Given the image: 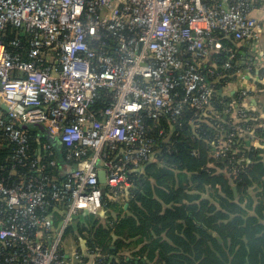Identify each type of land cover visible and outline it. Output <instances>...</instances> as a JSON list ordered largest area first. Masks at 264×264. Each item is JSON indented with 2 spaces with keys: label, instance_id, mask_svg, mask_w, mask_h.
Instances as JSON below:
<instances>
[{
  "label": "built area",
  "instance_id": "2783aa9c",
  "mask_svg": "<svg viewBox=\"0 0 264 264\" xmlns=\"http://www.w3.org/2000/svg\"><path fill=\"white\" fill-rule=\"evenodd\" d=\"M254 5L0 0V149L9 150L0 160V264H98L97 250L65 249L64 232L81 212L98 215L109 201L128 198L135 175L153 158L145 118L175 123L186 109L212 118L215 158L240 152V140L264 143L241 105L228 108L224 122L212 102L213 83L222 79V90L238 87L247 96L243 73L232 65L236 51L223 48L218 34L254 39L264 23ZM8 26L21 37L6 44ZM212 50H225L228 60L221 71L204 73ZM101 90L110 102L95 109ZM28 123L40 125L49 141L31 143ZM55 140L70 166L57 164Z\"/></svg>",
  "mask_w": 264,
  "mask_h": 264
},
{
  "label": "trees",
  "instance_id": "16d2710c",
  "mask_svg": "<svg viewBox=\"0 0 264 264\" xmlns=\"http://www.w3.org/2000/svg\"><path fill=\"white\" fill-rule=\"evenodd\" d=\"M218 36L223 48L236 51L232 65L242 70L241 41ZM15 37L21 35L8 26L4 42ZM227 60L225 50L213 51L202 71H221ZM208 80L212 79L208 76ZM224 83V79L213 83L212 102L221 120H228L226 110L239 104L249 116L245 122L255 124L254 130L263 134L264 116L247 106L255 93L263 91V85L246 87L247 96L241 97L238 87L231 95L223 94ZM104 93L100 91L95 109L110 102ZM261 105L264 110V103ZM194 114L186 109L175 123H169L166 116L157 123L145 118L155 140L153 158L140 167L125 201H109L98 215L79 214L73 226L65 229V249L82 251L86 246L97 250L98 264H133L122 252L135 247L134 254L145 259L138 264H264V143L240 140V152L215 158L211 155V140L217 132L213 119ZM24 128L31 143L49 141L40 125L28 123ZM161 129L163 134H159ZM53 147L57 164L69 162L70 166L73 160L67 161V149L57 140ZM8 153V149H0V160ZM229 165L238 171L233 172ZM151 180L161 187L151 185ZM163 204L169 207L163 208Z\"/></svg>",
  "mask_w": 264,
  "mask_h": 264
},
{
  "label": "crops",
  "instance_id": "0c3cea01",
  "mask_svg": "<svg viewBox=\"0 0 264 264\" xmlns=\"http://www.w3.org/2000/svg\"><path fill=\"white\" fill-rule=\"evenodd\" d=\"M253 1L255 4L253 15L256 16L258 19H262L264 22V0H253ZM239 46L242 48L240 49L239 52L241 54V57H240L241 63L244 65V67L241 70L243 73V79L241 83L244 86L250 87L252 89H256L258 83L263 85L262 86L263 91L260 90L259 94L255 93L254 99L247 101V106L248 108L254 107V109H257L255 110L257 111V113H260L261 116H264V110H262L263 105H261L264 103V23H262L260 27L257 29V36L254 39L248 40V41H241L239 43ZM213 51L214 50H212L211 53ZM210 58H211V55H210ZM228 90L232 92L234 91L232 86H226L224 90H222L223 94L231 95L232 92L230 91L228 92ZM1 108L3 111L5 110L3 106ZM178 182L179 181L177 179V184ZM151 185L153 186L155 185V187L156 186L161 187V186L156 185L152 180H151ZM258 191H260V189L256 190L253 193H255L256 195ZM158 199H162V197L158 196ZM126 204L124 205L125 207H127ZM168 207L169 205L163 204V208H168ZM77 217L74 219L75 222L77 220ZM132 246H135V244H133ZM135 250L137 251L136 247L134 248V250L129 249V251L127 250L122 253L124 255H127V257L132 258L133 264H138L140 261L144 262L145 259L143 257H141L140 255L134 254Z\"/></svg>",
  "mask_w": 264,
  "mask_h": 264
},
{
  "label": "water",
  "instance_id": "95a60500",
  "mask_svg": "<svg viewBox=\"0 0 264 264\" xmlns=\"http://www.w3.org/2000/svg\"><path fill=\"white\" fill-rule=\"evenodd\" d=\"M99 179H100L101 182H104V173H103V171L99 172ZM233 190L236 191L235 186H233ZM126 206H127V204H126Z\"/></svg>",
  "mask_w": 264,
  "mask_h": 264
},
{
  "label": "rangeland",
  "instance_id": "374dc122",
  "mask_svg": "<svg viewBox=\"0 0 264 264\" xmlns=\"http://www.w3.org/2000/svg\"><path fill=\"white\" fill-rule=\"evenodd\" d=\"M57 218H58V217L55 216V217H54V220L56 221ZM75 218H76V217H75ZM74 222H75V221H73V222L69 225V227L73 226ZM67 229H68V227L66 228V230H67ZM66 230H65V232H64V236H65Z\"/></svg>",
  "mask_w": 264,
  "mask_h": 264
}]
</instances>
